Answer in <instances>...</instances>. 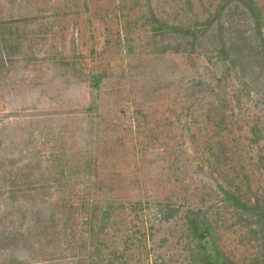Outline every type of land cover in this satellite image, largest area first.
<instances>
[{
	"label": "rangeland",
	"instance_id": "1",
	"mask_svg": "<svg viewBox=\"0 0 264 264\" xmlns=\"http://www.w3.org/2000/svg\"><path fill=\"white\" fill-rule=\"evenodd\" d=\"M259 47L264 0H0V264H264Z\"/></svg>",
	"mask_w": 264,
	"mask_h": 264
},
{
	"label": "trees",
	"instance_id": "2",
	"mask_svg": "<svg viewBox=\"0 0 264 264\" xmlns=\"http://www.w3.org/2000/svg\"><path fill=\"white\" fill-rule=\"evenodd\" d=\"M251 49L253 52L256 50V48ZM259 49L260 54L264 56V48L261 49L259 47ZM191 222L192 226L190 227L189 233L192 235V240L195 243L191 249V256L195 259L191 257L188 264H229V260L214 239H212L214 247L208 248L209 244H211L208 241L209 238L215 235L210 224L207 223L204 225L197 222L196 219H191Z\"/></svg>",
	"mask_w": 264,
	"mask_h": 264
}]
</instances>
